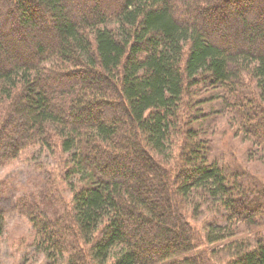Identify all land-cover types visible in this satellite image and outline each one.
Segmentation results:
<instances>
[{"label":"trees","instance_id":"16d2710c","mask_svg":"<svg viewBox=\"0 0 264 264\" xmlns=\"http://www.w3.org/2000/svg\"><path fill=\"white\" fill-rule=\"evenodd\" d=\"M202 86L264 152V0H0V165L57 161L14 203L45 264H264V183L209 159Z\"/></svg>","mask_w":264,"mask_h":264},{"label":"rangeland","instance_id":"374dc122","mask_svg":"<svg viewBox=\"0 0 264 264\" xmlns=\"http://www.w3.org/2000/svg\"><path fill=\"white\" fill-rule=\"evenodd\" d=\"M193 94L191 100L196 103L198 111L213 109L203 120L204 125L201 128L202 135L208 143L209 159L220 160L227 165H237L264 183V152L256 147L251 149L248 140L243 138L240 132H234L233 118L218 108V101L209 100L216 94L215 90L202 86L194 88ZM25 152L17 159L0 165V264L46 262L43 254L34 247V235L30 224L25 217L17 213L14 203L21 193L42 187L50 171L56 176L57 161L51 153L41 151L37 147L29 148ZM63 195L69 198L67 190H64ZM195 203L196 201L186 202V208L197 230L206 233L217 226L221 230L220 235L229 234L230 240L239 239L237 240L239 245L250 243L253 226L238 222L225 225L222 213L215 204L203 202L198 206ZM236 243L231 249L239 246ZM214 244H210V247H214ZM217 248L223 249L221 245ZM219 249L217 251L220 254L223 250ZM223 253L224 251L216 255L223 257L225 256Z\"/></svg>","mask_w":264,"mask_h":264}]
</instances>
